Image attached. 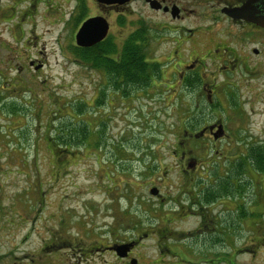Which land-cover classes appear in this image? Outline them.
Listing matches in <instances>:
<instances>
[{"label":"rangeland","instance_id":"374dc122","mask_svg":"<svg viewBox=\"0 0 264 264\" xmlns=\"http://www.w3.org/2000/svg\"><path fill=\"white\" fill-rule=\"evenodd\" d=\"M20 1L0 0V264H49L76 244L99 238L102 229H122L137 219L147 226L151 213L166 211L174 197L251 196L243 201L253 205L264 196V170L247 156L248 148L264 154L260 82L233 89L235 104L225 111L216 102L202 104L199 88L180 85L167 65L174 43L164 38L174 34L151 28L147 51L160 63L148 66L162 71L156 86H121L123 79L100 62H86L76 43L87 2L77 7L74 0H35L31 8ZM114 16L104 45L117 50L127 31ZM178 51L173 64L198 56L199 41ZM167 79L175 81L174 89H166ZM201 109L219 116L228 136L197 142L191 157L200 166L180 171L187 170V128L201 122ZM49 126L56 140L50 143ZM83 129L86 138L70 140L76 135L71 131L82 136ZM224 201L232 207L231 199ZM260 251L257 261L264 264Z\"/></svg>","mask_w":264,"mask_h":264},{"label":"flooded vegetation","instance_id":"af4514ba","mask_svg":"<svg viewBox=\"0 0 264 264\" xmlns=\"http://www.w3.org/2000/svg\"><path fill=\"white\" fill-rule=\"evenodd\" d=\"M22 1L31 8L35 7V0ZM74 3L77 7L83 4L89 8V13L80 21L77 30L87 18L101 17L108 24L107 35L93 45L107 40L111 18L115 14L114 20L117 21L116 15H120L127 32L120 42V51L113 52L114 57L123 56L130 45L135 48L136 57L148 63H160L147 51V44L151 42L150 29H155L158 34L172 32V39L164 38L174 43L168 53L167 65L175 68L170 72L176 73V82L180 85L183 84L189 90L199 88L196 94L204 96L202 104L210 106L216 102L224 110L230 103L235 104L232 92L237 86L253 88L256 81L264 86V23L252 18V12L264 11V0H74ZM196 41L200 44L198 56H191L187 62L182 60L179 46L184 44L187 49V42ZM173 54H179L181 59L174 64L170 61ZM145 71L149 74L146 75L147 82L141 86L136 82L137 90L144 89L143 86L148 82V88L156 86V75L162 72L158 70V74H153L154 69ZM139 78L142 79V76ZM121 79V86L134 85L125 82V78ZM167 80L164 83L166 89H174L175 81ZM121 92L125 94L123 90ZM105 96L109 97L110 94ZM200 115L201 122L187 128V170L180 171H195L200 166L201 162L198 164L196 157H191L194 148H198L194 146L197 142L202 143L203 139L216 142L228 136V128L219 116L212 118V114H205L203 109ZM215 132L218 133L216 137ZM250 150L253 151L248 148V152ZM247 155H252V152ZM156 198L160 201L164 199L160 196ZM261 198L264 199V196L256 197L259 200L250 205V202L243 200L251 199V196L174 197L169 201L172 206L166 211L151 213L153 216L148 217L152 219L147 226L143 227L142 220L137 219L140 223L127 224L122 229H102L99 238L76 244L75 249L59 253L56 260L46 263L263 264L257 261L260 249L264 248V200L261 201ZM188 199L193 200L192 211H188ZM224 199H231L232 207ZM250 231L253 239L248 235ZM108 234L109 237H106ZM189 248L196 254H191Z\"/></svg>","mask_w":264,"mask_h":264},{"label":"trees","instance_id":"16d2710c","mask_svg":"<svg viewBox=\"0 0 264 264\" xmlns=\"http://www.w3.org/2000/svg\"><path fill=\"white\" fill-rule=\"evenodd\" d=\"M104 43H105V41L102 42L101 44H96V45L87 46V47H81V48H83L82 54L85 56L84 60L86 62L90 61L94 65L97 62H100V64H99L100 68L105 69L107 71V73L109 75H113V77H118L119 75L120 76L122 75L121 77L125 78V82H130V83H134V84H136V82H138V85H140V86H141V84L143 85L144 83L147 82L146 81V79H147L146 75H149V74L145 70L151 69L152 66H148L149 65L148 62L144 61L142 58L135 56V54H134L135 48L134 47L129 45L128 48L125 49L123 56L121 55V57L117 56V57L110 59L107 56L108 52L118 53L120 50H119V48L117 50L107 49V47H106V45H104ZM104 56H106V57H104ZM94 61H96V62H94ZM157 71L158 70L154 69L153 74H158ZM139 76H142V79H140ZM85 123L87 124L88 122L85 121L84 125H85ZM51 129H52V127L49 126V132H48V137H47L48 143H50L51 140H55V138L52 137V134L50 135ZM83 131H84V129L82 130V136L79 135L77 130L71 131L70 135H75V134L76 135H75L74 139H72L73 136H71L70 140H74V143H75V142H78V140L83 139V137L86 138L88 135L86 134V132L83 133ZM52 150H53L52 156L55 159L57 157H59L60 153L56 154L55 148ZM247 156L251 157L252 159L255 160V163H256L257 167L259 168V170H264L263 169L264 168V157H263L264 154L262 155L258 150L257 151L253 150L252 155H247Z\"/></svg>","mask_w":264,"mask_h":264},{"label":"water","instance_id":"95a60500","mask_svg":"<svg viewBox=\"0 0 264 264\" xmlns=\"http://www.w3.org/2000/svg\"><path fill=\"white\" fill-rule=\"evenodd\" d=\"M113 2V0H108ZM252 18H255L256 21L260 23H264V11L252 12ZM257 17V19H256ZM108 31L107 22L101 17L87 18L84 20L82 25L79 27L75 34L76 43L79 46L87 47L92 46L93 44L101 41L106 35ZM37 68V66H36ZM218 133H214V136H218ZM152 194L157 193L156 188H152L150 190Z\"/></svg>","mask_w":264,"mask_h":264}]
</instances>
